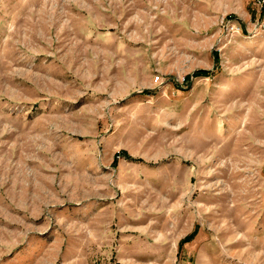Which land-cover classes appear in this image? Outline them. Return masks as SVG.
Returning a JSON list of instances; mask_svg holds the SVG:
<instances>
[{
	"label": "rangeland",
	"instance_id": "rangeland-1",
	"mask_svg": "<svg viewBox=\"0 0 264 264\" xmlns=\"http://www.w3.org/2000/svg\"><path fill=\"white\" fill-rule=\"evenodd\" d=\"M260 24L253 0H0V264H264Z\"/></svg>",
	"mask_w": 264,
	"mask_h": 264
},
{
	"label": "built area",
	"instance_id": "built-area-1",
	"mask_svg": "<svg viewBox=\"0 0 264 264\" xmlns=\"http://www.w3.org/2000/svg\"><path fill=\"white\" fill-rule=\"evenodd\" d=\"M254 5L258 8L261 20V28L264 29V0H253Z\"/></svg>",
	"mask_w": 264,
	"mask_h": 264
},
{
	"label": "trees",
	"instance_id": "trees-1",
	"mask_svg": "<svg viewBox=\"0 0 264 264\" xmlns=\"http://www.w3.org/2000/svg\"><path fill=\"white\" fill-rule=\"evenodd\" d=\"M204 74H208L207 71H200V72H197L195 75L200 76V75H204ZM193 237H194V235L192 234V235L186 237L183 242L184 243L189 242Z\"/></svg>",
	"mask_w": 264,
	"mask_h": 264
}]
</instances>
